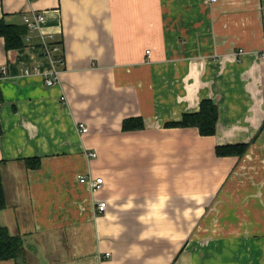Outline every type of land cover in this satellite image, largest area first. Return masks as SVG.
<instances>
[{"label":"crops","instance_id":"1","mask_svg":"<svg viewBox=\"0 0 264 264\" xmlns=\"http://www.w3.org/2000/svg\"><path fill=\"white\" fill-rule=\"evenodd\" d=\"M32 13L31 43L0 38V227L23 246L0 264H264V0H0L6 24ZM40 33L62 66L36 50ZM204 99L214 135L164 127ZM127 118L144 128L122 131ZM241 143V157L215 155Z\"/></svg>","mask_w":264,"mask_h":264},{"label":"trees","instance_id":"2","mask_svg":"<svg viewBox=\"0 0 264 264\" xmlns=\"http://www.w3.org/2000/svg\"><path fill=\"white\" fill-rule=\"evenodd\" d=\"M27 34L25 25L6 24L0 19V38L4 40V49L15 50L25 46L24 37ZM36 50L40 52L39 44ZM3 102V96L0 92V104ZM218 121V108L210 99H204L199 104V109L195 113L183 114L179 121L166 122L165 128H195L200 136H212L215 134ZM144 124L141 118H127L123 120L122 131L142 130ZM2 129L0 125V135ZM248 144H229L215 147L217 157H241L245 154ZM25 164L30 168H38V159H25ZM1 165V161H0ZM6 207L0 166V211ZM23 255L22 241L19 236H13L8 231L0 227V261L18 260Z\"/></svg>","mask_w":264,"mask_h":264},{"label":"built area","instance_id":"3","mask_svg":"<svg viewBox=\"0 0 264 264\" xmlns=\"http://www.w3.org/2000/svg\"><path fill=\"white\" fill-rule=\"evenodd\" d=\"M208 4L217 3L219 0H206ZM23 22L28 30V32L32 33L34 31H39L40 24L43 23L44 16L42 13H32L31 15L23 14L22 16ZM25 43H31V35H27L24 37ZM39 46L42 51V55L45 59L49 60L53 65L62 66L64 63L63 56L60 55L62 52V48L52 35L39 34ZM149 54V51L146 52ZM34 71V68L23 67L20 69L21 75H29L31 71ZM7 70L5 67L0 68V76H6ZM58 74L56 70H53L49 75H47L44 79V84L48 87L58 84ZM64 98V97H63ZM62 98V99H63ZM77 130L80 134L85 135L88 132V128L84 123H77ZM87 156L91 158L96 157V153L88 152ZM78 182L80 184L86 185L91 192L96 193L100 191L104 186V181L102 177H93L90 175H78ZM95 208L98 213H103L106 210V202L99 201L95 204ZM109 254L105 253L103 258H108Z\"/></svg>","mask_w":264,"mask_h":264},{"label":"rangeland","instance_id":"4","mask_svg":"<svg viewBox=\"0 0 264 264\" xmlns=\"http://www.w3.org/2000/svg\"><path fill=\"white\" fill-rule=\"evenodd\" d=\"M92 153H93V152H92ZM103 213H105V211H104ZM219 214H220V213H214V216H215L216 220H217V216H218ZM207 215H208V213H205V219H207Z\"/></svg>","mask_w":264,"mask_h":264}]
</instances>
